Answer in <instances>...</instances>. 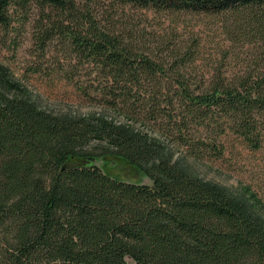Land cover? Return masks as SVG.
<instances>
[{
  "label": "trees",
  "instance_id": "16d2710c",
  "mask_svg": "<svg viewBox=\"0 0 264 264\" xmlns=\"http://www.w3.org/2000/svg\"><path fill=\"white\" fill-rule=\"evenodd\" d=\"M12 1L0 0L1 25L8 23ZM35 1L69 15L75 9L74 0ZM104 1L229 12L225 39L253 43L264 57V0L92 2ZM87 20L72 41L79 55L109 74L110 105L119 101L130 114L141 107L150 120L178 111L172 116L178 132L182 111L205 110L212 118L222 113L254 144L256 121L264 122V67L213 74L205 86L191 88L175 62L136 53L134 43ZM169 69L178 83L161 106L162 86H152L147 97L134 86ZM171 147L102 113L53 112L0 62V264H264V204L201 176ZM95 160L139 172L149 182L117 178Z\"/></svg>",
  "mask_w": 264,
  "mask_h": 264
},
{
  "label": "rangeland",
  "instance_id": "374dc122",
  "mask_svg": "<svg viewBox=\"0 0 264 264\" xmlns=\"http://www.w3.org/2000/svg\"><path fill=\"white\" fill-rule=\"evenodd\" d=\"M74 1L73 15L51 6L41 7L35 0L9 3L8 23L0 24V62L9 74L36 95L45 108L79 115L102 113L115 122L130 124L152 141L171 145L173 156H182L201 176L240 189L253 201L264 204L263 120L256 121L259 127L253 144L239 135L222 113L212 118L205 110L182 111L180 132L172 124L173 113L178 111L157 113L150 120L141 113L143 108L136 106L134 112L138 114H130L119 101L115 106L106 102V89L112 82L109 74L103 73L106 69L98 62L79 55L72 41L77 30L88 27L87 17H93L124 41L134 43L136 53L175 62L173 67L185 72L191 88L203 87L213 74L264 67L263 55L253 50L255 44H244L239 38L232 42L225 39L223 29L230 23L229 12L163 11L130 3ZM174 74L169 69L156 80L144 79L134 86H139L145 97L152 86H162L160 92L167 95H157L161 106L175 92L172 89L178 82ZM145 87L148 89L143 91ZM178 133L181 137L177 139ZM179 139L182 142L177 144ZM94 140L90 142L97 143ZM95 163L117 178L149 182L145 175L119 164L103 160Z\"/></svg>",
  "mask_w": 264,
  "mask_h": 264
}]
</instances>
